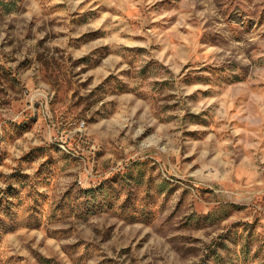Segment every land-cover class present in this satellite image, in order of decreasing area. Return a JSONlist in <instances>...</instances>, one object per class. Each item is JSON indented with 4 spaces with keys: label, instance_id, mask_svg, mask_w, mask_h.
<instances>
[{
    "label": "rangeland",
    "instance_id": "obj_1",
    "mask_svg": "<svg viewBox=\"0 0 264 264\" xmlns=\"http://www.w3.org/2000/svg\"><path fill=\"white\" fill-rule=\"evenodd\" d=\"M0 264H264V0H0Z\"/></svg>",
    "mask_w": 264,
    "mask_h": 264
}]
</instances>
